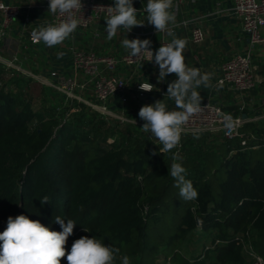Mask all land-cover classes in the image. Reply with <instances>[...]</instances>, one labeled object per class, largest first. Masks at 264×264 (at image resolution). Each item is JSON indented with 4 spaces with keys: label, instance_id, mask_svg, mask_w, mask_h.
Segmentation results:
<instances>
[{
    "label": "trees",
    "instance_id": "1",
    "mask_svg": "<svg viewBox=\"0 0 264 264\" xmlns=\"http://www.w3.org/2000/svg\"><path fill=\"white\" fill-rule=\"evenodd\" d=\"M44 88L0 65V232L21 214L61 231L59 216L75 223L66 251L93 236L119 249L115 264H246L247 243L264 258V120L233 138L192 134L177 154L161 153L132 124L90 107L58 113L36 103ZM224 108L250 118L242 106ZM173 163L196 199L180 196ZM196 235L201 250L187 255Z\"/></svg>",
    "mask_w": 264,
    "mask_h": 264
},
{
    "label": "clouds",
    "instance_id": "2",
    "mask_svg": "<svg viewBox=\"0 0 264 264\" xmlns=\"http://www.w3.org/2000/svg\"><path fill=\"white\" fill-rule=\"evenodd\" d=\"M82 0H49V10L53 15H68L67 20L59 23H48L33 30L31 39L33 43L45 44L53 47L62 44L75 32L80 20L74 12L83 9ZM0 8H4L0 4ZM173 0H147L143 11L147 14V23L154 26L157 32H165L172 36L171 42L161 44L155 53L151 50L149 39H128L122 41V46L130 51L131 57L147 54L149 62L154 61L159 68L157 83H162L169 74L177 78L167 84L165 97L175 103V109L169 110L165 100H157L153 104L144 105L139 110V118L144 121L141 129L150 132L159 142L160 152H168L180 141L183 126L190 117L202 111L203 97L197 90L201 87L212 88L213 73H202L198 67H189L185 63L184 50L187 41L176 38L169 28L175 22V14L171 11ZM138 10L133 6V0H114V5L107 7L105 31L107 39L112 40L119 29L131 32L134 27H143L145 23L138 20ZM260 23L264 24V20ZM64 53H58L62 58ZM143 92H151L155 86L149 82L139 83ZM115 91V90H114ZM224 128L229 132L235 131L238 123L231 114H220ZM156 153H153L155 155ZM184 168L173 163L171 176L180 189V196L185 200H193L198 196L197 190L191 181L185 179ZM41 203H49L44 197ZM55 223L60 225L61 231L51 230L38 220L29 219L21 214L15 218L9 216L7 226L0 232V264H61V259L66 256L67 264H115L116 253L119 249L105 245L96 237L83 236L76 239L70 251H66V242L73 234L75 223L72 220L55 218ZM85 230V229H84ZM86 231V230H85ZM122 264H131L128 256L122 258Z\"/></svg>",
    "mask_w": 264,
    "mask_h": 264
},
{
    "label": "built area",
    "instance_id": "3",
    "mask_svg": "<svg viewBox=\"0 0 264 264\" xmlns=\"http://www.w3.org/2000/svg\"><path fill=\"white\" fill-rule=\"evenodd\" d=\"M184 1L173 0L171 11L175 14V22L170 23L169 28L174 34L178 28H183L186 31L187 42L199 44L204 40L203 29L196 23L195 18L185 15L183 11ZM82 3L84 5L83 9L79 12H74V16L80 20V24L75 31L79 29H91L93 26L105 21L107 18V7L114 5V1L112 0H82ZM0 4L4 5V8H0L1 44L9 35L12 25L18 16L23 11H28L30 5H13L3 2H0ZM133 6L138 10L137 18L145 23V25L133 28L131 32L127 33L128 39H149L151 41V50L154 53L161 44L171 42L172 36H168L165 32H157L154 26L147 23V14L143 11L146 5ZM40 7L49 10V0H42ZM233 13L239 19L243 31L249 35L250 48L244 52L234 54L222 64L216 85L221 87L226 86L239 94H244L255 89L259 82L254 69L251 48L256 43L264 42V24L260 23L261 20H264V0H234ZM52 16L53 23H59L68 19L67 14L63 16L52 14ZM70 51L72 73L66 76L53 72L52 75L56 76V81L52 82L47 79H43L42 81L50 83L55 88L63 90L72 97H75L76 91H83L91 86L95 102H86L100 114L110 116V105L114 100L125 104L134 98L143 97L146 93H149L141 91L138 83L135 88L136 94L134 95V92H131L129 88L131 76L118 72L121 67H128L135 73L141 65L154 63V61L149 62L146 53L138 57H131L130 51L127 50L121 56L100 55L94 50L80 49L75 45L70 47ZM0 62L6 63L8 68L20 70L11 60L5 61L0 57ZM201 107L202 111L190 117L186 125L183 126L180 141L174 147L176 154L181 150L184 140L189 135H200L205 132L222 130L224 137L233 138L240 135V127L251 119L246 117L245 114L236 117L232 116L238 123L235 126V131L229 133L224 128L222 116L220 115L221 113L229 114L222 103L205 99L201 102ZM243 254L249 261V264H264V258L254 250L251 243L244 245Z\"/></svg>",
    "mask_w": 264,
    "mask_h": 264
},
{
    "label": "crops",
    "instance_id": "4",
    "mask_svg": "<svg viewBox=\"0 0 264 264\" xmlns=\"http://www.w3.org/2000/svg\"><path fill=\"white\" fill-rule=\"evenodd\" d=\"M0 2L13 5H30L28 11H23L18 16L7 36L18 37L15 39L17 40V46H21L24 50L23 59L22 56L20 58L19 55L18 67L23 68L25 71L28 70L23 65H20V61L21 63H25V61L29 59L36 64V67L33 68H39L40 73L46 72L42 67L48 65L49 70L52 71L51 73L58 72L70 74L72 72L70 51V46L72 44L80 49L94 50L100 55L121 56L127 52L122 46L123 39H119L120 37L127 38L125 30H118L112 45H108L106 41L102 39L103 37H107V34L103 33L107 26L106 21L93 26L91 29H79L75 31L70 38L57 46L48 47L43 44V42L38 44L33 43L31 40L33 30L38 29L42 25L53 23L51 12L40 7L42 0H0ZM233 7L234 0L184 1L183 11L185 15L195 18L196 23L201 26L204 32V40L201 43L190 44L187 42L184 50L185 63L189 67L200 68L202 73L209 72L214 74L211 81L213 85L212 88L201 87L197 89L203 97V100L211 99L214 102L222 103L224 106H242L247 110L249 117L253 121L259 122L264 120V42L256 43L251 48L254 69L259 81L258 83L260 84L259 89L256 86L257 88L252 91L239 94L226 86L221 87L216 85V80L220 75L222 64L234 54L244 52L250 48L249 35L243 31L239 19L233 13ZM185 32L183 28H178L174 35L176 38H183L186 40ZM22 37L24 38L21 41ZM171 39H173V37ZM120 47L122 49H120ZM61 52L64 53V55L62 58H58V53ZM0 57L5 61H9V59L3 57V55L1 56V54ZM128 70L133 71L128 67H121L118 72L126 75L125 73H127ZM132 74L133 72H130L128 76H132ZM176 78L174 74H169L166 77V83L163 86L165 94L167 92V84ZM140 82H149L153 84L150 80H137L130 89L131 92H134V95L136 94L135 88ZM90 90L92 91L91 88ZM147 94L150 96L152 92L146 93V95ZM166 100L168 106L172 100L169 98ZM111 103L122 104L117 100Z\"/></svg>",
    "mask_w": 264,
    "mask_h": 264
},
{
    "label": "rangeland",
    "instance_id": "5",
    "mask_svg": "<svg viewBox=\"0 0 264 264\" xmlns=\"http://www.w3.org/2000/svg\"><path fill=\"white\" fill-rule=\"evenodd\" d=\"M138 20H139V18H138ZM125 32H126V30H125ZM103 33L107 34L105 29H104ZM17 38L18 37H6L4 39V41L0 44V54H1V56L3 55V57H6L7 59H9V61L11 60L13 62V64L19 66V55H20V58L22 56V59H23V55H24L23 51L24 50L22 49L21 46H17V43H16L17 40H15ZM23 38L24 37L21 38V41L23 40ZM124 38L125 37H120L119 39L121 40ZM102 39H104V41H106V43L108 45H112L114 43V37L112 40H108L107 37H103ZM71 46H74V45L72 44ZM120 49H122V48L120 47ZM156 49H157V47H156ZM14 58H16V60H14ZM22 59H20V60H22ZM0 65L2 67H5V69H9V70L13 69V68H8L7 64L4 62H0ZM20 65H23L24 67H26V69L28 71H25L21 67H19L20 70H14V69L13 70L15 72L21 74V75H24L25 77H30V78H33V79L40 81V82L43 79H47V80H50L52 82L57 80L56 76L52 75V73H51L52 71L49 70L48 65H45L43 67L41 66L42 68H44L46 70V72H43V73H40L39 68H33V67H36V64L33 63L32 60L27 59V61H25V63H23V62L21 63V61H20ZM149 65H147V64L141 65L139 67V70H137L135 73L132 74L131 79L129 81V88L131 89V86L134 85V83L137 80H150L153 83V85L155 86L153 91H151L152 95L148 96V94H147V95L140 97V98H134L129 103H125V104H121V105L111 103L109 112H110V117L119 119L125 124L126 123L132 124L134 127L139 129L140 131H142L145 135H148L152 141L158 142L156 140V138H154L150 132L146 133L141 129L144 121H142L138 115L139 110L142 106L153 104L157 100H163L164 99L166 104H168L167 100H166L168 98L165 97V92H164V87H163L166 83V78H165L164 82L157 83V77L159 75L158 66L155 65V63L149 64ZM130 72L132 73V71L128 70V72L125 74L129 75ZM61 74L69 76L68 73H61ZM120 74H123V73H120ZM42 83L45 86V88L43 90L42 96H40V97L37 96V95H39V93L37 92L36 103H39V101L43 100L47 104L54 107L58 113H65V111L72 112L76 109H80L83 107L89 108L90 106L88 105V103L86 101L91 102V103L95 102L94 94L90 90L91 86H89L87 89H85L83 91H76L74 94L75 97H72V96L68 95L66 92H64L63 90L55 88L50 83H46L43 81H42ZM257 87L259 89L260 84L257 85ZM168 106H169L168 107L169 110L175 109L174 101L172 100ZM205 133H207L213 139L215 137L222 135V130H214L212 132H205ZM189 242H190L189 245L184 246V249H183L187 255L191 256L192 254L195 255L198 252H200L201 240L198 239V235H196L194 237V239L190 240ZM161 261H162V258L160 257L158 264H162ZM131 264H132V262H131ZM246 264H249V261L247 259H246Z\"/></svg>",
    "mask_w": 264,
    "mask_h": 264
}]
</instances>
